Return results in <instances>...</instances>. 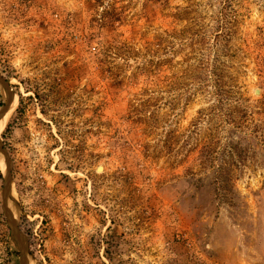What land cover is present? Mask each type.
<instances>
[{
  "label": "rangeland",
  "instance_id": "1",
  "mask_svg": "<svg viewBox=\"0 0 264 264\" xmlns=\"http://www.w3.org/2000/svg\"><path fill=\"white\" fill-rule=\"evenodd\" d=\"M0 75V264H264V0H0Z\"/></svg>",
  "mask_w": 264,
  "mask_h": 264
},
{
  "label": "water",
  "instance_id": "2",
  "mask_svg": "<svg viewBox=\"0 0 264 264\" xmlns=\"http://www.w3.org/2000/svg\"><path fill=\"white\" fill-rule=\"evenodd\" d=\"M0 87L2 88V90L5 94V97H6V106L2 110V113H1L2 116H4L7 113V111L9 110L10 106L14 103V95L12 93V88L10 87L9 82L7 80H5V78H3L2 75H0ZM0 150H1V143H0ZM4 154L6 156L5 152H4ZM6 160L8 162V166H9L10 161H9L8 157H6ZM11 193H12V182H11L10 172L8 169L7 176H6V188L4 191V197L6 200H8V198L11 197ZM5 211H6V214L8 216L9 224L12 227V230H13L14 234L16 235V237L19 241L20 248H21L22 254L24 256L22 264H26V249H25L24 244L22 242V234H21V232L17 226L16 221L14 220V218L11 217L10 213L8 212V210L6 208H5Z\"/></svg>",
  "mask_w": 264,
  "mask_h": 264
},
{
  "label": "bare ground",
  "instance_id": "3",
  "mask_svg": "<svg viewBox=\"0 0 264 264\" xmlns=\"http://www.w3.org/2000/svg\"><path fill=\"white\" fill-rule=\"evenodd\" d=\"M16 100V99H15ZM14 105H15V101L14 103L10 106L9 110L7 111V113L1 117L0 119V134L2 133V130H3V127H4V124L6 123L7 121V118L10 116V114L12 113V110L14 108ZM1 136V135H0ZM0 164L2 165V168L6 169V166L5 164L3 163V159H1L0 157ZM14 199V198H13Z\"/></svg>",
  "mask_w": 264,
  "mask_h": 264
},
{
  "label": "trees",
  "instance_id": "4",
  "mask_svg": "<svg viewBox=\"0 0 264 264\" xmlns=\"http://www.w3.org/2000/svg\"><path fill=\"white\" fill-rule=\"evenodd\" d=\"M232 155H233V152H232ZM0 179H2V174H1V172H0ZM107 258L109 259V260H111L112 259V257H111V254H109V250H107Z\"/></svg>",
  "mask_w": 264,
  "mask_h": 264
}]
</instances>
